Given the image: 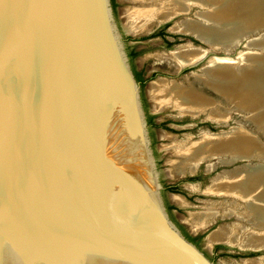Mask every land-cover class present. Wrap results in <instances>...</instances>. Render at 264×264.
I'll return each mask as SVG.
<instances>
[{
    "label": "water",
    "instance_id": "95a60500",
    "mask_svg": "<svg viewBox=\"0 0 264 264\" xmlns=\"http://www.w3.org/2000/svg\"><path fill=\"white\" fill-rule=\"evenodd\" d=\"M185 35L205 54L177 72L227 56ZM132 65L156 111L146 98L148 126L120 0H0V264H219L167 212L153 73L135 55ZM241 162L264 166L237 157L208 172ZM163 196L174 206L172 191Z\"/></svg>",
    "mask_w": 264,
    "mask_h": 264
},
{
    "label": "bare ground",
    "instance_id": "6f19581e",
    "mask_svg": "<svg viewBox=\"0 0 264 264\" xmlns=\"http://www.w3.org/2000/svg\"><path fill=\"white\" fill-rule=\"evenodd\" d=\"M253 2L254 0L250 3ZM133 3L137 7L126 8L123 13L126 30L131 33L148 31L149 25L189 14L194 7L200 8L201 11L196 12L193 18L180 21L173 29L192 35L227 55L220 59H210L199 74L193 76L203 90L220 96L224 100L223 105L201 90H196L192 84L167 83L161 80L154 83L159 111L172 106L181 115L198 118L206 114L205 119L226 123L230 117L227 112H221V104L225 109L236 108L247 113L255 126L254 132L245 131L244 125L243 128L235 127L221 135L202 132L197 141L178 144L174 153L180 160L174 161L172 172L183 174L189 169L192 173L201 162H210L211 158L221 163L237 157H251L264 163V144L259 137L262 135L264 138V58L259 60L258 57L264 44L263 33H259L264 27V0L257 6L245 4L242 0H133ZM242 26L248 30L254 28L256 32H243ZM242 40L247 41V49L255 53L244 50L234 61H229L231 50L240 44L236 42ZM169 57V64H174L178 70L200 61L203 53L198 49H191ZM208 164L207 172L214 167L211 162ZM207 191L209 194L223 195L242 202L244 210L236 216L250 226L249 229L240 226L237 230L230 228L217 231L208 241L225 240L240 248H252L255 251L263 249L264 166L240 167L222 172ZM233 213L232 209H226L223 217H229ZM217 214V208H210L190 217L195 228L201 229ZM242 264L258 263L246 260Z\"/></svg>",
    "mask_w": 264,
    "mask_h": 264
},
{
    "label": "rangeland",
    "instance_id": "374dc122",
    "mask_svg": "<svg viewBox=\"0 0 264 264\" xmlns=\"http://www.w3.org/2000/svg\"><path fill=\"white\" fill-rule=\"evenodd\" d=\"M135 6L137 7V5L133 3V0H120L121 29L122 27H124L123 13L125 9ZM197 10L199 9L195 7L191 10L192 13L190 14L178 16L168 22H162L160 24L155 25L153 24L149 31L134 36L132 38L133 41H140L136 43V47L134 48L136 52L135 56L152 70L154 83L156 81L163 80L165 82L167 81L182 83L183 85L192 84L196 90H201L205 95L211 97L214 101H218L223 105L224 100L220 96L214 94L211 91L205 89L203 90L202 87H200L201 85L194 81L193 76L199 74L198 70L200 68L202 69L203 66L205 67L209 59H212L213 57H219V59L224 58V55H217L215 53L210 57L205 58L204 61L198 64L197 66L192 68H186L181 72H177L179 69L177 70V68L173 66V64L170 65L169 63H167L168 61L162 59V56H160V58H156L160 54H164L165 52L174 50L177 51L178 46H184L189 42L196 46L194 47L195 49H206L204 45L195 41L192 37L179 34L173 31L170 32L171 30L169 31V28L171 29L172 26H176L180 21L193 18V13H196ZM164 23H166V28L163 29L162 26L159 25H164ZM259 31V33H264V27L261 28ZM161 34L165 35L169 39H172L171 47H166V45L164 44L166 43V41L163 37L160 36ZM128 37L129 36H125V34L123 36L122 34V44L124 47H126L127 45L126 42L129 40H127ZM245 46L246 44H244V42H240L237 47L231 50L230 54L228 55L229 61H234L235 57H237L238 54L244 50L246 52L250 51L252 53H255V51L247 49V47ZM190 73H193L192 76H190ZM221 104L219 105L221 106V112H227L228 116L230 117L228 121H226V123L214 122L216 124H213V121L209 122L210 120L203 121L208 120L205 119L207 117L206 114H202L199 116V118L193 119L189 115V117L181 115L172 106H167L168 108L165 107L166 109H162L163 111L160 110L159 115L162 132H165L163 133V136H165V138H163L165 149H168L170 147L169 149L172 150V154L175 156H172L170 150H165L169 174H175L174 172H172L174 167L173 162L180 160V158H178L174 153L177 145L183 143L188 144L190 140L191 141L189 144L197 141L202 132L209 133L210 135H221L227 133L235 127H245L243 128L245 129V131L248 130L250 132H254L255 126L252 120L248 117L247 113L242 112L236 108L225 109L222 107ZM259 137L261 142L264 144L263 136L259 135ZM210 162L212 163L213 161ZM210 162L205 161L206 164L200 167L201 172L198 174V176H193L191 178L186 177L183 179L179 178V180L177 177H170L171 183L181 182V184L183 185L182 187H179L178 190L172 191L174 205L178 207V210H176L177 221H182L183 223H186L190 227L192 232H197L198 230L195 228V223L191 220L190 215L194 213L203 212L210 208H217L218 214L216 215V217L213 218V220H208V228L206 227L207 229L205 231H203L202 233H198L191 238L194 244H196L201 250H203L204 253L208 255L210 260H212L213 262H219V264H242L243 261L246 260L253 261L258 264H264V250L260 249L257 251H253L254 249L252 248H240L238 246L230 245V241L228 243L225 240L220 242L208 241V238L212 234L223 229L234 228L237 230L240 226H243L244 229L250 228L247 222L239 220L238 216H236L241 212V210H244V206H242L244 204L242 202L231 197H225L223 195L216 196L213 194H209L207 191L209 187L213 184V182L215 183L216 179L220 176L221 171L233 169L237 166L245 164V162L235 163L233 165L225 167L220 166L216 168L213 172L206 173V167L207 165H209L208 163ZM261 163H263V161ZM185 172L190 171L189 169H186ZM186 182L188 183L186 184ZM179 198L184 201L185 204H183V206L179 204ZM226 209H232L234 213L231 214L229 217H223V212ZM183 227H185L188 231V228L185 225H183ZM249 249H252V251H250Z\"/></svg>",
    "mask_w": 264,
    "mask_h": 264
},
{
    "label": "flooded vegetation",
    "instance_id": "af4514ba",
    "mask_svg": "<svg viewBox=\"0 0 264 264\" xmlns=\"http://www.w3.org/2000/svg\"><path fill=\"white\" fill-rule=\"evenodd\" d=\"M110 1V5H111V8H113V2H114V0H109ZM174 18H176V17H174ZM174 18H172V19H170V20H168V21H171V20H173ZM123 19H124V17H123ZM168 21H165V22H168ZM159 24V23H158ZM155 25V24H154ZM159 26H162V28L164 29V28H166V23H164V25H159ZM152 26L151 25H149V29L151 28ZM175 26H172V28L170 29L169 28V31L170 32H177V31H175L173 28H174ZM149 29H148V31H149ZM138 32V31H137ZM136 32V33H137ZM142 31H140V32H138L137 34L136 33H131L130 31H128V30H126V27H125V20H124V27H122V29H121V35L123 34V36H124V34H125V36L127 35V36H129L128 38H127V42H126V47H125V53H126V57H127V60H128V63H129V66H130V69H131V72H132V74H133V76H134V79H135V81L139 84V87H140V102H141V107H142V109H143V111H144V114H145V121H146V125L148 126V125H150V124H152V118H151V116L148 114V113H146V98L144 97V91H143V84L146 82V79H145V76L141 73V72H138V71H136L135 69H134V67H133V65H132V63H133V59H134V55H135V50H134V48L136 47V43L137 42H140V41H133V37L134 36H136V35H138V34H140ZM145 32H147V31H143L142 32V34L143 33H145ZM162 32V31H161ZM177 33H179V32H177ZM180 34V33H179ZM181 34H184L185 35V33H181ZM161 37H163L164 38V40L166 41V43H164L165 45H166V47L167 48H169V47H171V42H172V39H169L168 37H166L165 35H163V34H161L160 35ZM187 36V35H186ZM131 37V38H130ZM126 40V39H125ZM194 47H196V46H194V44H192V43H188V44H185L184 46H178V50L176 51V50H174V51H169V52H165L164 54H160L158 57H156V58H160V56H163L162 57V59H164V60H166V61H168L167 63H169L170 61L168 60L170 57L169 56H173V54H180V53H183V52H186V51H188V50H191V49H194V50H197V49H195ZM180 49V50H179ZM184 50V51H183ZM198 50H200V51H202V53H203V55L205 54V51L204 50H202V49H198ZM167 56H168V58H167ZM171 63H172V61H171ZM173 66H174V64H173ZM159 81H161V80H159ZM163 81V80H162ZM157 82V81H156ZM167 82V81H166ZM167 83H171V82H167ZM174 83H177V82H174ZM148 94V93H147ZM148 96V98H147V100L149 99V101L151 102V100H150V97H149V95H147ZM150 105H151V107H152V113H150V114H155L156 113V111H154V108H153V105H152V102L150 103ZM168 108V107H167ZM166 109V108H165ZM164 109V110H165ZM163 111V110H162ZM160 112V111H159ZM186 116V115H185ZM187 117H189L188 115H187ZM191 118V117H190ZM199 118V117H198ZM193 119H196V118H193ZM204 121V120H203ZM210 131V130H209ZM162 133H165V132H162ZM206 133V132H205ZM167 137V136H166ZM163 138H165V136H163ZM159 139H162L160 136H159ZM170 148V147H169ZM165 149V150H170V149ZM171 151V154H172V150H170ZM172 156L173 157H175L173 154H172ZM174 163V162H173ZM206 163H205V161L204 162H201L200 163V165H199V167L196 169V171L194 172V173H190V172H184L183 174H169L170 176H168V175H166V170L164 171V174H165V177H167V178H169V177H177L178 178V180H179V178H181V179H183V178H186V177H188V178H191V177H193V176H198V174L201 172V169H200V167L202 166V165H205ZM218 167H220V166H217L216 168H218ZM204 171H206V170H204ZM214 171V170H213ZM213 171H211V172H213ZM206 173H208L207 171H206ZM188 182H186V184H187ZM183 185L181 184V182H178V183H166V184H164V185H162L161 186V193H162V198H163V201H164V204H165V207H166V209H167V212H168V214H169V216H170V218L176 223V225L178 226V228L181 230V232L184 234V236L186 237V238H188L189 240H190V238H192L193 236H195L196 234H198V233H202L203 231H205L206 229V227L204 228H201V229H197L198 231L197 232H192L191 231V229H190V227L186 224V223H183L182 221H177L176 220V214H177V211L176 210H178V207L176 206V205H174V206H171L170 204H169V202L168 201H166V199L167 198H165L164 196H163V193L164 192H168V191H176V190H178L179 189V187H182ZM172 195V194H171ZM181 200V202H179V204L181 205V206H183V204H185L184 203V201H182V199H180ZM177 202V201H176ZM180 205H178V206H180ZM170 207H173V208H170ZM183 225H185L187 228H188V231L186 230V228L185 227H183ZM185 228V229H184ZM202 229H205V230H202Z\"/></svg>",
    "mask_w": 264,
    "mask_h": 264
}]
</instances>
